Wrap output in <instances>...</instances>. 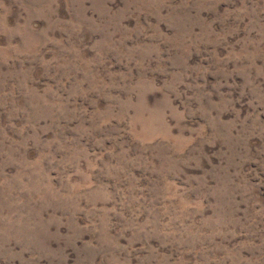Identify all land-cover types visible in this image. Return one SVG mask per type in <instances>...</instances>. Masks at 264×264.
<instances>
[{
  "label": "rangeland",
  "instance_id": "1",
  "mask_svg": "<svg viewBox=\"0 0 264 264\" xmlns=\"http://www.w3.org/2000/svg\"><path fill=\"white\" fill-rule=\"evenodd\" d=\"M0 264H264V0H0Z\"/></svg>",
  "mask_w": 264,
  "mask_h": 264
}]
</instances>
